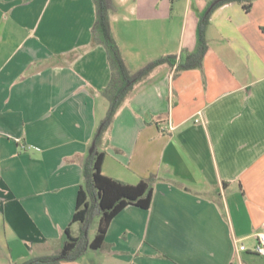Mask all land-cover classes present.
<instances>
[{
  "label": "crops",
  "instance_id": "crops-1",
  "mask_svg": "<svg viewBox=\"0 0 264 264\" xmlns=\"http://www.w3.org/2000/svg\"><path fill=\"white\" fill-rule=\"evenodd\" d=\"M212 1L114 0L128 68L185 59ZM95 21L94 0H0V264H24L57 241L61 249L67 227L81 234L82 166L111 77ZM205 34L202 65L158 66L100 144L107 176L154 178L151 206L125 207L101 248L63 264H264V0L250 11L218 6Z\"/></svg>",
  "mask_w": 264,
  "mask_h": 264
},
{
  "label": "trees",
  "instance_id": "trees-1",
  "mask_svg": "<svg viewBox=\"0 0 264 264\" xmlns=\"http://www.w3.org/2000/svg\"><path fill=\"white\" fill-rule=\"evenodd\" d=\"M241 2L246 11H250L255 0H214L209 11L203 14L198 24V43L193 51L187 52L185 59L177 54L158 57L139 70L132 72L125 61L120 45L111 27V13L116 10L114 0H94L96 21L92 29L93 39L103 44L107 50L111 67V77L102 95L109 101V107L95 134V148L83 162V182L79 187L77 204L73 222L81 225V234L72 235L70 227L65 230V241L61 249L52 253L37 255L24 264H63V261L80 259L88 249H99L105 242V236L112 219L129 205L149 208L153 199L152 176L132 184L107 176L102 167L106 150L100 144L104 135L112 125L121 104L134 86L145 79L162 64L177 65V69H192L202 65L208 49L206 28L212 11L228 2ZM98 219V229L93 240L89 239V231L94 218Z\"/></svg>",
  "mask_w": 264,
  "mask_h": 264
},
{
  "label": "rangeland",
  "instance_id": "rangeland-1",
  "mask_svg": "<svg viewBox=\"0 0 264 264\" xmlns=\"http://www.w3.org/2000/svg\"><path fill=\"white\" fill-rule=\"evenodd\" d=\"M18 145H19V149L22 150L23 152L27 151V148H29L30 146H28L24 140L22 138L18 139ZM98 226V219L95 217L92 221V226H91V230H90V238L92 239L94 237V234L96 232ZM59 247L58 241L57 242H53V244L48 245L47 247L41 248V249H36V254L35 255H39L41 253H50V252H54L57 250V248Z\"/></svg>",
  "mask_w": 264,
  "mask_h": 264
},
{
  "label": "built area",
  "instance_id": "built-area-1",
  "mask_svg": "<svg viewBox=\"0 0 264 264\" xmlns=\"http://www.w3.org/2000/svg\"><path fill=\"white\" fill-rule=\"evenodd\" d=\"M256 252L264 255V233L259 234V243L256 246Z\"/></svg>",
  "mask_w": 264,
  "mask_h": 264
},
{
  "label": "water",
  "instance_id": "water-1",
  "mask_svg": "<svg viewBox=\"0 0 264 264\" xmlns=\"http://www.w3.org/2000/svg\"><path fill=\"white\" fill-rule=\"evenodd\" d=\"M94 148H95V143H93V145H92V147H91V149H90V153L93 152Z\"/></svg>",
  "mask_w": 264,
  "mask_h": 264
}]
</instances>
